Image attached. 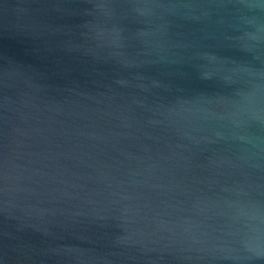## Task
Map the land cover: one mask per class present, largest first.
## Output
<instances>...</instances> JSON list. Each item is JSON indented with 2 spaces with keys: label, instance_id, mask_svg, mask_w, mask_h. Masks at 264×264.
<instances>
[{
  "label": "water",
  "instance_id": "95a60500",
  "mask_svg": "<svg viewBox=\"0 0 264 264\" xmlns=\"http://www.w3.org/2000/svg\"><path fill=\"white\" fill-rule=\"evenodd\" d=\"M0 264H264V0H0Z\"/></svg>",
  "mask_w": 264,
  "mask_h": 264
}]
</instances>
